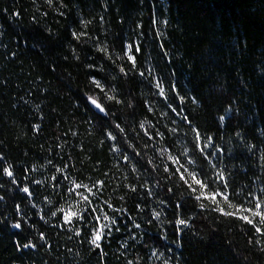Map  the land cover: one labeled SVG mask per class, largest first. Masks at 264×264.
<instances>
[{
	"label": "trees",
	"instance_id": "1",
	"mask_svg": "<svg viewBox=\"0 0 264 264\" xmlns=\"http://www.w3.org/2000/svg\"><path fill=\"white\" fill-rule=\"evenodd\" d=\"M81 20L91 23L85 28ZM73 31L87 36L77 41ZM126 42L141 48L127 76L119 67L131 64L117 58ZM88 97L108 114L96 112ZM185 116L202 136L214 137L215 168L205 162L203 171L211 177L225 170L229 195L239 193L231 203L254 207L250 192L264 199V0H0V264H264V235L215 211L211 201L201 209L178 177L165 178L167 156L192 148ZM117 123L124 132L110 140L106 133ZM98 180L104 187L95 195L68 191L73 182ZM69 205L84 209L85 218L64 223L59 212L52 215ZM105 214L118 223L104 222L109 227L96 249L89 242L94 216L103 222Z\"/></svg>",
	"mask_w": 264,
	"mask_h": 264
},
{
	"label": "snow or ice",
	"instance_id": "2",
	"mask_svg": "<svg viewBox=\"0 0 264 264\" xmlns=\"http://www.w3.org/2000/svg\"><path fill=\"white\" fill-rule=\"evenodd\" d=\"M46 3L49 6L53 5V0H46ZM61 7H65L63 3L60 5ZM63 13H61L62 15ZM13 15H18V13H13ZM91 21H85L81 20V25L84 26L85 28L87 27L88 24H90ZM154 24H159L160 21L158 20H153ZM139 27V25H138ZM73 39L79 41L82 37L87 36L86 31H73L71 33ZM161 47H163L161 45ZM123 48V56H118V59H123L126 57L127 61L131 64L130 69H126L124 66L119 67V72L125 76L129 75L130 71H135L137 68V55L141 52V48L139 45H136L134 43H124L122 45ZM97 51L103 52L106 54L108 59H111V54L108 51V48L106 46H100L99 44L97 45ZM73 52H75V49H73ZM91 67V65L89 66ZM144 72H139L140 77H144ZM92 83L95 85L97 89H99L101 92H106V87L104 84H102L101 80L96 79L95 77L92 78ZM155 87L159 90L158 94L161 97H165V91L162 85L160 84L159 81L156 82ZM90 100L91 104L94 105L96 109L99 110L100 113H104L105 115L108 114V110L104 104L99 102L97 99L93 97H88ZM183 99V98H181ZM107 100L108 101H114L116 104L122 103L121 100L116 99L115 96L113 95H107ZM167 107L171 108L173 112L176 111L175 108H172V105L169 103ZM149 110H151L149 108ZM228 111V110H226ZM221 121L225 119L224 116H221L219 118ZM184 120L188 121L189 127L192 130V133L194 134L193 136V143H192V148L191 151H189L187 148H185L184 152L180 153L179 156L171 155L169 154L167 156V160L170 161V164H166L163 168V173L165 174V178L168 180H172L174 177H178V183L182 185H186L187 189L189 191V194L194 197V199L198 202V206L201 209L206 208L205 203L202 201L208 200L211 201L213 208L215 211L220 212L224 216H229V217H234L236 219H239L241 221H244L246 224L251 225L252 228L255 229L256 233H260L264 235V199H260L259 197L255 196L253 193H249V196H251L252 200L255 201V205L252 208H247L242 205H234L231 203L232 197L233 196H238L239 193L233 192L232 195L230 196L227 189L230 188V184L228 182L227 176L225 174V170L223 169H218L213 172L212 176L209 177L206 172L203 171V166L205 165V162L209 168H215V164H213L212 157L217 156L220 149L216 148L215 145L213 144L214 137L212 136H207L204 137L200 133L197 127H192L191 121L187 116L184 117ZM140 129H144V135L148 136L149 132L147 129H145V126L143 123L139 125ZM119 131V132H124V129L120 126V124H115L114 128L112 131H108L106 133V136L110 140H117V135L114 134V132ZM172 132H175V129L171 130ZM155 136H163L164 133L156 131L154 133ZM151 139V136H149ZM128 147H132V145H128ZM174 145H169L168 149L161 148L160 149V154L163 155L165 151H170L171 148H173ZM210 148H215L214 151H210ZM114 152L119 151V149L113 148L112 149ZM137 156L140 155V153H136ZM185 155H187L188 159H186L185 163L189 167H185V163H181V160L184 159ZM124 160H129L128 155H123ZM197 160L200 161V164L197 165ZM139 163V161H137ZM147 164L152 165L153 161L148 160ZM171 165H176L175 169L171 168ZM197 167H199V171H197ZM3 174H5L8 177L13 176V172L10 170L9 167H4L3 168ZM57 171H60L57 169ZM169 172H171V175H167ZM54 180L58 179V177H53ZM218 182V184H217ZM39 183V182H37ZM74 188H69V192H73L76 189L84 188L87 192L95 195L93 192V189H96L99 191L104 187V182L103 181H96L95 184L92 186H87L83 184H78L76 182H73ZM217 185L216 187H213V185ZM157 186L159 187H164L160 185L159 180H157ZM24 193H29L30 190L28 187H24L22 189ZM132 192L136 191V188L133 187L131 188ZM166 191L171 193L173 192L172 188H166ZM262 193H264V190H261ZM149 195H152V193L149 191ZM80 201L83 202L86 205H89V210L92 212H99V209L92 208L91 204L92 201L89 199L88 195H84L83 193H78ZM224 202V204L227 205L228 208H234L237 211H226L224 207L221 206V202ZM160 203H164V201H160ZM105 206L107 208H112V204L108 203L105 201ZM139 207V205H137ZM176 207H181V205H176ZM114 211H117L116 209H113ZM57 212L61 214L62 220L64 223H72L74 219H80L83 220L85 216L83 215L84 209L80 210H72V206L69 205L66 208H59L57 211L52 212L53 216H57ZM160 213L159 212H153L152 213V218L157 219L159 217ZM258 218V223L257 219ZM94 220L96 221L98 227H95L92 231L91 237H90V244L93 245L96 249H99L101 246V241L104 238V232L105 229L109 227L108 224L104 223L107 221L111 222V225L114 226L118 223V221L114 217H110L109 215L105 214L103 216V222L101 220L100 215H95ZM151 222V221H150ZM175 223L177 225H186L187 220L177 218ZM16 228H20L21 224L16 223L14 225ZM135 228L139 229L140 225L135 224ZM119 228H115V231H119ZM177 231H180V229H176ZM80 233L78 232L77 235ZM41 239H44V234H40ZM34 247V245H32ZM24 247H29L28 244H25ZM152 256L156 258H160L157 256V253L155 251L152 252ZM128 264H132L131 261L128 262ZM164 264H168V261H164Z\"/></svg>",
	"mask_w": 264,
	"mask_h": 264
},
{
	"label": "water",
	"instance_id": "3",
	"mask_svg": "<svg viewBox=\"0 0 264 264\" xmlns=\"http://www.w3.org/2000/svg\"><path fill=\"white\" fill-rule=\"evenodd\" d=\"M88 103H89V105H90V106H91V107H92V108H93V109H94L96 112L100 113V112H99V110H98V109H96V108L94 107V105H92V104H91V102H90V100H89V99H88Z\"/></svg>",
	"mask_w": 264,
	"mask_h": 264
}]
</instances>
